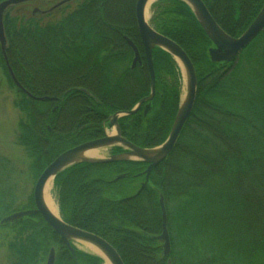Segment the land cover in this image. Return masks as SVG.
Listing matches in <instances>:
<instances>
[{
  "label": "trees",
  "instance_id": "trees-1",
  "mask_svg": "<svg viewBox=\"0 0 264 264\" xmlns=\"http://www.w3.org/2000/svg\"><path fill=\"white\" fill-rule=\"evenodd\" d=\"M125 1L123 20L118 19L117 0H79L71 12L46 23L41 16L5 13L6 56L23 87L42 96L62 95L81 86L98 99L92 111L85 110L84 96L67 105L69 114L85 120L82 130L81 123L60 128L49 101L31 99L14 86L0 55V65L17 93L13 101L20 112L17 142L31 157L36 173L63 150L99 136L108 115L131 109L148 94L145 60L131 70L121 55L101 57L105 44L124 46L123 36L139 44L136 0ZM202 1L231 36L245 30L263 3ZM150 23L180 45L194 65L197 86L192 111L174 148L151 170L139 193L137 183L144 174L137 173L146 167L140 160L78 162L57 173L53 182L62 219L105 238L124 264H168V260L169 264H264V62L254 60L247 68L239 61L225 68L212 61L207 52L210 40L183 0H157ZM260 37L264 38V29L240 55L250 57L249 50ZM48 52H61L67 64L60 70L47 69L43 62ZM152 59L155 95L149 110L144 113L142 103L134 113L121 117L122 134L140 147L166 139L179 104L176 61L158 47L152 49ZM103 61L108 68L101 66ZM54 63L60 62L53 59L49 65ZM113 74L126 77V82L101 83L103 76ZM93 79L101 84L93 86ZM118 174L124 176L114 179ZM159 195L171 245L165 257L161 241L155 238L162 228ZM12 227L18 233L8 245L12 264H37L51 246L54 264H101L99 256L81 250H76L75 259L39 214L24 216Z\"/></svg>",
  "mask_w": 264,
  "mask_h": 264
},
{
  "label": "water",
  "instance_id": "water-1",
  "mask_svg": "<svg viewBox=\"0 0 264 264\" xmlns=\"http://www.w3.org/2000/svg\"><path fill=\"white\" fill-rule=\"evenodd\" d=\"M35 1V0H1L0 1V51L2 53L7 72L10 79L18 88L22 91L27 92L26 89L19 83L16 78L12 67L10 66L8 59L6 57V48H7V38L5 35V29L3 24V16L7 9L10 7L16 6L21 3ZM52 1V0H46ZM71 0H59L54 5L47 9H40L34 7L31 11L33 15L35 14H45L62 4L69 2ZM148 0H136L135 2V20L138 29V34L141 40V43L144 48L146 65L149 72V86L150 92L142 97L130 110L117 111L111 117L109 125H115V133L105 134L102 137L91 139L85 142H82L73 147L67 148L59 153L51 162H49L44 169L41 171L37 177L34 187H33V202L34 208L24 209L14 211L0 220V224L11 223L12 225L23 218L24 216L38 213L44 219V221L53 229V231L60 237L61 241L67 246L68 250L71 252L73 257L76 259V248L74 241L80 243H89L94 245L108 258L112 264H124L122 258L117 252L116 248L109 243L105 238L80 229L76 226L70 225L59 216L54 215L47 208L46 204L43 201L42 192L44 185L49 178H54V176L65 169L66 167L78 163V162H89V163H106L112 161H124V160H140L147 163L146 168L144 169L145 179L140 184L136 193H139L148 180V175L150 171L164 160L167 155L174 148L177 139L180 135V132L189 117L193 103L196 95V72L194 65L187 55V53L182 49L172 39L162 35L156 31L145 19V7ZM186 2L193 10L199 24L202 29L208 36L209 40L212 43V46L208 47V55L210 59L214 62L220 61H235L237 54L249 44V42L264 28V0L262 6L254 19L250 24L245 28V30L238 36H231L226 33L219 24L214 20V18L209 13L207 7L202 0H183ZM128 44L132 46L135 52L133 63L138 59V51L133 43L126 38ZM158 47L167 51L175 60L179 59L182 63L185 74H186V91L183 99H180L178 108L171 125L170 131L166 139L159 145L153 147H140L135 145L122 137L119 133L118 125L116 124V119L120 115L132 114L134 113L142 103L148 101L144 106V112H146L150 107V101H152L155 95V73L153 67L152 59V49ZM32 96L31 94H29ZM44 97H41V99ZM117 143L125 148L120 153L110 154L106 157H85L81 153L85 150H90L94 148L103 147ZM119 175L116 179L122 177ZM159 205L161 210L162 218V228L161 232L155 236L156 239L162 242V257H165L169 254L171 250L169 233L167 229V216L166 209L164 205L163 196L159 195ZM90 253V252H87ZM94 254V253H90ZM102 259L101 255L95 254ZM55 262V247L51 246L44 264H54ZM170 261L168 260V264ZM102 264V263H101Z\"/></svg>",
  "mask_w": 264,
  "mask_h": 264
},
{
  "label": "rangeland",
  "instance_id": "rangeland-1",
  "mask_svg": "<svg viewBox=\"0 0 264 264\" xmlns=\"http://www.w3.org/2000/svg\"><path fill=\"white\" fill-rule=\"evenodd\" d=\"M156 1L157 0H154L146 10L147 16L145 19L151 26H152V24L150 23V18L152 15V5ZM77 4H78V2H70L69 4H67V6L63 7L61 10H56L50 14L42 16V20H41L42 23H46L49 21L59 19L63 15L72 11ZM45 5L41 4L39 1H34L32 3L18 4L16 6L10 7L6 12H8L10 15H12L14 13H18V12L30 14V11L33 7H38L40 9H42V8H46ZM134 9H135V7H134ZM117 12H118V19L119 20L125 19V16H127V5H126L125 0H117ZM134 16H135V14H134ZM137 31H138V29H137ZM124 44L127 45L126 42ZM107 45L108 44H105V46H103L104 48H106V51L103 53L104 56H101L102 58H104L105 56H108L110 54H116L115 50L110 49V47L112 45L111 46H107ZM124 46L121 45V48H119V47H117V48H119L120 51L126 50V52H128V54H130L129 49H128V45H127V49ZM242 50H244V49H242ZM244 51H240L238 53L235 65L239 61H241V64L245 65L248 68V67H253L251 63L254 60H256L258 63L264 62V38L260 37L252 44L251 51L249 50V52L252 53V54L250 53L251 54L250 57H246V56H244V54L241 56L240 55V54H242L241 52H244ZM48 53H49L48 59L43 62V66H45L49 70H50V67H53L56 70H60L61 65L64 66V64L66 63L65 59L61 57L62 56L61 52L57 53V55H55L53 52H48ZM0 55H2V53ZM240 56H241V58H240ZM53 59L58 60L60 63H54L53 65L50 66L49 64L52 62ZM103 62L104 63H101V66L104 65L105 68H108V66H107L108 64H106L105 61H103ZM179 62H180V60L176 59V63H177V67H178L177 70H178V74L180 76V85H179V89H180L179 101H180V99H183L184 95H185L186 78L184 81ZM119 63H121V62H119ZM119 65L124 68V64H118V66ZM106 70H105V73H106ZM39 74H40V71H39ZM115 75L116 74H113L110 77H108V75L103 76V78L100 79L101 83L107 84V83H114L115 82V83H118L122 86L123 85V83L121 81L122 76H120V78H119V77H115ZM39 76H37L35 78H40ZM73 80L74 79H71L70 81L73 82ZM89 81H90V79H89ZM92 81L91 82H92L93 86H95L96 83L101 84L100 81L94 82V79ZM74 83L79 84V82H77V81H74L73 84ZM139 86H141V85H139ZM16 97H17L16 89L8 81L6 74L4 72V69L0 65V194H2V197L0 196V217H1V214H2V216H5V215H7L13 211L22 210V209L27 208L28 206H32V207L34 206L33 187H34V183L36 181V178L39 175V173H36L35 169L31 166V157L26 153L24 148H22V146L17 142V133H18L17 125H18V120L20 117V112L13 105V101L15 100ZM195 98H196V95H195ZM74 100H77V98L72 99L71 101H74ZM51 101L52 100H50V102L48 103L50 105V107L52 105ZM42 112H43V110H42ZM69 116L70 115L65 116L64 114H62V117H61L62 120L61 121H64L65 119L69 118ZM84 122H85V120H83V121L81 120V123H84ZM65 124H66L67 129H68V127L72 128L75 125L74 124L73 126H71V123H68V121H66ZM62 126H63V128H66L64 125H62ZM113 132H115L114 126L106 127V134H112ZM115 145L121 146L117 143H113L110 145L99 147L98 148L99 154L97 156H94V157H106L110 154H114V153H111V150H112V147H114ZM121 148H122V146H121ZM123 150H126V149L122 148V151ZM142 174H144V171H142ZM144 179H145V176H144ZM139 183H140V181L137 184H139ZM138 188H139V186H138ZM128 189H129V187H128ZM128 189L125 192L129 191ZM49 193H50L53 201L56 203V207H57L58 212L61 216V213L59 210L57 188L55 187V185L53 183V179L51 180V187L49 189ZM16 230L17 229H14L9 223L4 224V225H0V264H12V258L11 257H13V256H12V253L8 249V245L15 238V236L18 234ZM74 243L79 250L85 251V252H90V251L86 250L83 247V244H81L80 242L74 241ZM90 253H92V252H90ZM94 254H96V253H94ZM44 261H45V259L43 257H41L40 262H38L37 264H44Z\"/></svg>",
  "mask_w": 264,
  "mask_h": 264
},
{
  "label": "flooded vegetation",
  "instance_id": "flooded-vegetation-1",
  "mask_svg": "<svg viewBox=\"0 0 264 264\" xmlns=\"http://www.w3.org/2000/svg\"><path fill=\"white\" fill-rule=\"evenodd\" d=\"M57 1H59V0H52V1H46V0H40L39 2L41 3V4H43V5H45L46 6V8H48V7H50V6H52L54 3H56ZM79 1V0H78ZM73 2H77V0H75V1H73ZM70 3V2H69ZM69 3H67V4H69ZM67 4H65V5H61V6H59V8H57L56 10H61L63 7H65V6H67ZM45 8V9H46ZM75 8H76V6H75ZM56 10H54V11H56ZM71 12V11H70ZM50 13H52V12H50ZM210 13V12H209ZM49 14V13H48ZM45 15H47V14H45ZM44 15V16H45ZM138 37H139V34H138ZM123 38H124V40H125V42L127 43V45H128V49H129V52H130V54H128V52H126V50L125 51H120V50H117L116 51V46H114V45H112L111 47H110V49L112 50H115L116 51V54L117 55H121L125 60H126V65H128V67L131 69V70H135L136 69V67H138V66H140V65H142V63H143V60H145V62H146V58H145V52H144V48H143V45H142V43H141V40H140V37H139V44L137 45V44H134L133 42V45L136 47V49H137V51H138V59L135 61V63L134 64H132L133 63V59H134V56H135V52H134V49L132 48V46L130 45V44H128V42L126 41V36H123ZM127 45H125L124 47L127 49ZM127 62H128V64H127ZM220 65H224L225 66V68H227L230 64H234V62L233 61H220V62H218ZM127 68V67H126ZM121 80L125 83L126 82V77H121ZM29 88H30V86H29ZM73 88V91H71L70 89H72ZM69 89V90H68ZM67 90L68 91H65L62 95H42V96H39V95H37V94H35V91H34V89H33V92L34 93H31L30 91H29V89H27L26 88V90H27V92H25L27 95H28V97H30V98H32V99H39V100H47V101H49L50 102V100H52L51 102H52V105H51V110L50 111H53V112H55L56 113V116H57V118H58V123L59 124H57L60 128H62L63 126L62 125H64L65 127H66V124H65V122L66 121H68V123H71V126H73L74 124V126L73 127H75V126H78L79 125V123H81V120L77 117V116H74V115H71V114H69L68 112H67V105L68 104H70V103H72L73 101H71L72 99H75V98H78V97H81V96H84V97H86L87 99H86V105H85V110L86 111H92L93 109H94V104L95 103H98V99L95 97V95L93 94V92L92 91H90V90H88V89H86V88H84V87H81V86H72L71 88H68ZM74 92V93H73ZM29 94H31L32 96H30ZM41 97H44V98H42L41 99ZM66 97H70V98H67L66 100V104L64 105V103H65V101H64V99L66 98ZM48 102V103H49ZM50 106V105H49ZM140 107H142V106H140ZM144 108V107H143ZM116 111H119V110H116ZM116 111H114V112H116ZM62 114H64L65 116H67V115H70L69 116V118H67V119H65L64 121H61L62 119H61V117H62ZM83 121V120H82ZM110 121H111V114L110 115H108L107 117H106V119H104L102 122H101V128H102V133L99 135V136H95V137H93V138H91V139H95V138H98V137H102V136H104L105 135V133H106V127L110 124ZM122 119H121V116L120 117H118L117 119H116V123H117V125H118V128H119V133H120V135L121 136H123L124 137V135L122 134V130H121V128H122V126H124L123 124H122ZM83 123H81V126H80V129L82 130L83 128H84V125H82ZM68 125V124H67ZM88 125H91L92 126V122L91 123H89ZM72 127V128H73ZM67 128V127H66ZM88 140H90V139H88ZM82 142H84V141H82ZM82 142H79V143H82ZM79 143H77V144H79ZM76 145V144H75ZM74 146V145H73ZM119 146H117V145H115L114 147H112V150H111V153H119V152H121L122 150L121 149H116V148H118ZM137 174H142V171H140V172H138ZM142 181H140V183H141ZM140 183H139V185H140Z\"/></svg>",
  "mask_w": 264,
  "mask_h": 264
},
{
  "label": "bare ground",
  "instance_id": "bare-ground-1",
  "mask_svg": "<svg viewBox=\"0 0 264 264\" xmlns=\"http://www.w3.org/2000/svg\"><path fill=\"white\" fill-rule=\"evenodd\" d=\"M154 0H148L147 3H146V7H145V12H144V15H145V18L147 16V13H146V10L147 8L149 7V5L153 2ZM179 65H180V68H181V71H182V76H183V79L185 81V78H186V74H185V70H184V67L182 65V63L179 62ZM99 154V151H98V148H94V149H90V150H85L81 153L82 156H85V157H94V156H97ZM51 180L52 178H49L45 185H44V189H43V192H42V197H43V201L44 203L46 204L47 208L50 210V212H52L54 215L58 216L59 217V212H58V209L56 207V203L53 201L50 193H49V189L51 187ZM82 244V243H81ZM83 247L92 252V253H96L98 255H101L103 257V262L102 264H112L108 258L101 252L100 249H98L97 247H95L94 245H91L89 243H83Z\"/></svg>",
  "mask_w": 264,
  "mask_h": 264
}]
</instances>
